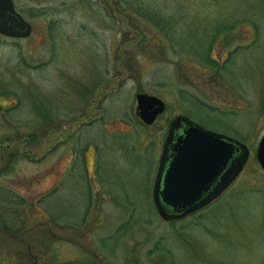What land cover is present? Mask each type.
<instances>
[{"label":"rangeland","instance_id":"rangeland-1","mask_svg":"<svg viewBox=\"0 0 264 264\" xmlns=\"http://www.w3.org/2000/svg\"><path fill=\"white\" fill-rule=\"evenodd\" d=\"M12 2L31 32L0 35V191L8 193L0 212L11 216L0 219V264H15L21 241L40 228L49 246L32 245L30 256L56 264L85 250L100 254L99 264H264V172L253 154L264 134V0H144L172 21V45L187 30L251 14L260 33L242 20L219 34L209 51L217 67L169 53L155 28L115 11L113 22L95 0ZM33 5L47 14L29 17ZM236 45L244 48L221 66ZM136 92L165 104L150 124L134 113ZM176 114L242 141L249 155L208 213L171 225L156 214L150 188ZM18 215L25 227L16 231Z\"/></svg>","mask_w":264,"mask_h":264},{"label":"water","instance_id":"water-1","mask_svg":"<svg viewBox=\"0 0 264 264\" xmlns=\"http://www.w3.org/2000/svg\"><path fill=\"white\" fill-rule=\"evenodd\" d=\"M30 23L14 8L12 0H0V34L24 38ZM137 118L150 124L164 111L159 97L134 94ZM249 155L242 142L174 115L166 129L153 176L150 197L158 217L164 221L181 219L217 198L241 171ZM254 157L264 172V134L254 148Z\"/></svg>","mask_w":264,"mask_h":264},{"label":"trees","instance_id":"trees-1","mask_svg":"<svg viewBox=\"0 0 264 264\" xmlns=\"http://www.w3.org/2000/svg\"><path fill=\"white\" fill-rule=\"evenodd\" d=\"M100 8L103 10V12L105 13V15L107 17H109L111 20H113V22L115 20V13H113L114 11L117 12L120 15H124V16H128L131 17L132 19H140L143 22H145L148 26H151L153 28H155L158 32L161 33V37L159 38L160 41L161 39L164 40L165 42L168 43V49L171 51L169 53H175V55L179 56L182 59H185V55L190 54L191 56H194L198 61L202 62L203 64H206L210 67H217V60H215L214 58L210 57L209 55V51L211 48L212 43L214 42V40H216V38L218 37L219 34L223 33V32H229L232 30V28L234 26H236L237 23H239L240 21H247L249 22L251 25H253L254 28V34L258 35V33H260V27H259V23L256 22L254 19H252L250 17L251 14H242L240 16H235V17H231L228 19H224L223 21L219 22L216 24V22L213 24L212 28L206 29L202 32H191L189 30L185 31L182 36H180L182 38L183 41L180 42H175L172 45V31L170 30V22L167 18H164L165 16L161 14V12L153 7L150 4H147L146 2H144V0H95ZM25 14H27L29 17H37L40 15H45L47 14V12L45 11V7H42L41 5H33L31 7H29L26 11H24ZM115 14V15H114ZM264 23V22H263ZM116 25V24H115ZM184 25V24H182ZM185 27H187L185 25ZM188 28V27H187ZM139 33L143 34L142 30H139ZM138 41H142L145 42V38L141 37L138 39ZM253 44L255 42H252ZM251 43V44H252ZM252 44V45H253ZM163 44H161L162 47ZM165 45V44H164ZM166 47V46H165ZM241 46L236 45L235 47L231 48L228 53H227V58L222 61L221 66H224L225 64H227V62H229V64H231L232 59L234 57H236L239 54V51H242ZM175 49V50H172ZM119 52L117 51V55H116V59H120L121 57H123V52L122 50V46H119L118 48ZM125 51V50H124ZM166 51V50H165ZM126 52V51H125ZM22 61V60H21ZM221 62V61H220ZM220 66V67H221ZM219 67V68H220ZM9 91H7L6 93H8ZM179 93L185 95L187 98H191L192 100H195L199 103H201L207 110L210 111H219L220 113H222V111H220L217 107L210 105L208 103H206L205 101H200L196 98V96H191L190 93L188 92V94H184V92L182 90L178 91ZM189 95V96H188ZM166 109V107H165ZM240 140H243V138H241ZM10 159L13 161L14 159L13 156L14 154H10ZM88 192V190H87ZM8 193L0 191V204H3V202L7 201V195ZM51 193H48L46 195H44L41 200L44 201L46 200L47 196H49ZM3 197V198H2ZM89 201V200H88ZM86 204H87V200L84 201V207L86 208ZM80 205V207H82ZM209 205H206L205 207L201 208L200 210H197L189 215H187L188 217L191 218H195L196 216H203V214L201 213V211H204V213H208L206 208ZM79 207V208H80ZM83 207V208H84ZM81 212V211H80ZM79 215L81 216V221H83V219L86 217V212L87 210H83V213H80ZM210 214V213H209ZM185 216V217H187ZM11 216H8L7 214L4 216L2 214V212H0V219L2 218L6 223L9 222L8 219H10ZM19 215L16 217L11 218V220L16 221L15 223V227L13 230L16 229L17 230H23V228L25 227L22 223V221L19 219ZM49 220L52 222L51 218H49ZM62 221V220H60ZM174 222H176L175 220L170 221V224L172 225ZM45 225V223H43ZM80 223H78L77 225H79ZM189 224H199L198 221H194V220H190L188 222ZM0 226H2L3 229H6V226L2 223V225L0 224ZM46 226V225H45ZM131 222L130 221H126L123 224H121V228H125V232L128 230V228H130ZM47 228V226H46ZM34 230V229H33ZM36 231V232H35ZM29 233V238H27L26 241H21L22 245H20V250L17 249L15 250V254H16V262L15 264H56V262H54L52 257H44L42 255L40 256H30V247L33 246H38L41 247H45L47 248L49 246V239L47 237V230H45V228H40V230H35ZM35 235V237H33ZM182 235V236H181ZM178 236L181 242H188L189 238L187 235H185L184 233L178 232ZM34 238V241H31V239ZM29 239V240H28ZM52 241V239H51ZM84 252L88 253V256L80 259L79 261H73L70 264H99L98 262L101 261L100 259H103L101 257V255L97 252H90L89 250H85ZM126 263V262H124ZM109 264V263H107Z\"/></svg>","mask_w":264,"mask_h":264},{"label":"flooded vegetation","instance_id":"flooded-vegetation-1","mask_svg":"<svg viewBox=\"0 0 264 264\" xmlns=\"http://www.w3.org/2000/svg\"><path fill=\"white\" fill-rule=\"evenodd\" d=\"M9 38V37H8Z\"/></svg>","mask_w":264,"mask_h":264}]
</instances>
